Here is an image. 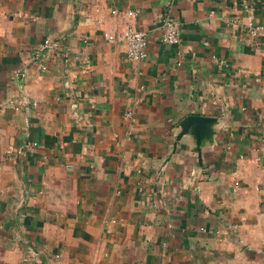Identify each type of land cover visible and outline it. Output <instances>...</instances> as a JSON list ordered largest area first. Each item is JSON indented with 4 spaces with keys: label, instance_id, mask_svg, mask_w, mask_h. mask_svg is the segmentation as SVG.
<instances>
[{
    "label": "crops",
    "instance_id": "1",
    "mask_svg": "<svg viewBox=\"0 0 264 264\" xmlns=\"http://www.w3.org/2000/svg\"><path fill=\"white\" fill-rule=\"evenodd\" d=\"M0 264H264V0H0Z\"/></svg>",
    "mask_w": 264,
    "mask_h": 264
},
{
    "label": "built area",
    "instance_id": "2",
    "mask_svg": "<svg viewBox=\"0 0 264 264\" xmlns=\"http://www.w3.org/2000/svg\"><path fill=\"white\" fill-rule=\"evenodd\" d=\"M112 14H116L117 11L113 9ZM130 17H134V11H127ZM104 39L110 42L123 43L126 50V57L130 60L136 61L146 57V45H147V32L136 28L133 23L128 22L122 32L111 33L104 32ZM161 41L166 44H177L180 41V30L178 25L167 19L163 22V31L161 34ZM58 47L56 41L46 39L41 48L51 51Z\"/></svg>",
    "mask_w": 264,
    "mask_h": 264
},
{
    "label": "water",
    "instance_id": "3",
    "mask_svg": "<svg viewBox=\"0 0 264 264\" xmlns=\"http://www.w3.org/2000/svg\"><path fill=\"white\" fill-rule=\"evenodd\" d=\"M215 119L210 117H204L199 115H188L179 124V133L177 138H181L183 135H193L196 141V145L199 148L203 139H210L213 135V131L209 128V125L214 122Z\"/></svg>",
    "mask_w": 264,
    "mask_h": 264
}]
</instances>
